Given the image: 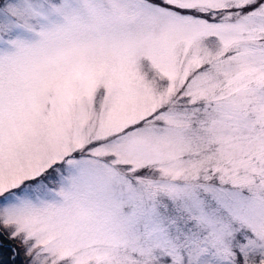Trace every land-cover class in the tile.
I'll return each instance as SVG.
<instances>
[{"label": "snow or ice", "instance_id": "obj_1", "mask_svg": "<svg viewBox=\"0 0 264 264\" xmlns=\"http://www.w3.org/2000/svg\"><path fill=\"white\" fill-rule=\"evenodd\" d=\"M0 264H264V0H0Z\"/></svg>", "mask_w": 264, "mask_h": 264}]
</instances>
